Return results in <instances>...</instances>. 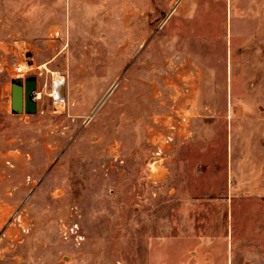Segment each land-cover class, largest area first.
Segmentation results:
<instances>
[{
	"label": "rangeland",
	"instance_id": "1",
	"mask_svg": "<svg viewBox=\"0 0 264 264\" xmlns=\"http://www.w3.org/2000/svg\"><path fill=\"white\" fill-rule=\"evenodd\" d=\"M251 11L0 0V264H171L180 242L216 233L222 203L237 228H261L264 13ZM18 66L38 79L35 115L12 113Z\"/></svg>",
	"mask_w": 264,
	"mask_h": 264
},
{
	"label": "crops",
	"instance_id": "2",
	"mask_svg": "<svg viewBox=\"0 0 264 264\" xmlns=\"http://www.w3.org/2000/svg\"><path fill=\"white\" fill-rule=\"evenodd\" d=\"M209 1L221 2V0ZM231 2L238 11L246 12L248 8L252 9L253 12H251L255 14V17L258 13H264V0H231ZM232 168L231 157L229 171L232 172L233 178ZM218 206L224 208L228 214L226 216L217 215L213 219L214 224H217L214 227L216 233L210 236H201L195 241L180 242L178 249L174 248L179 258L172 260L171 264H191L193 261L196 264H264V224L261 228L255 226L252 228L250 227L251 221L242 216V219L239 220L241 225L237 228L233 215L235 205L222 203ZM187 255H191L192 258L188 259ZM163 261L167 264L168 258L164 257Z\"/></svg>",
	"mask_w": 264,
	"mask_h": 264
},
{
	"label": "water",
	"instance_id": "3",
	"mask_svg": "<svg viewBox=\"0 0 264 264\" xmlns=\"http://www.w3.org/2000/svg\"><path fill=\"white\" fill-rule=\"evenodd\" d=\"M115 87L113 89H115ZM37 88H38L37 77H29L25 81H14L13 82L12 84V113L14 115H22L24 113L28 115H35L37 113V110H38V104H37V99H36L37 94H38ZM113 89L110 91L107 97L112 93ZM59 93L62 98L65 97V89L63 85L60 87ZM103 102L104 101H102V103ZM154 162H159V160H155Z\"/></svg>",
	"mask_w": 264,
	"mask_h": 264
},
{
	"label": "built area",
	"instance_id": "4",
	"mask_svg": "<svg viewBox=\"0 0 264 264\" xmlns=\"http://www.w3.org/2000/svg\"><path fill=\"white\" fill-rule=\"evenodd\" d=\"M178 5V4H177ZM26 63H29V61H27ZM26 72L23 70V67L22 66H18L16 68V80L15 81H25L24 79V74Z\"/></svg>",
	"mask_w": 264,
	"mask_h": 264
},
{
	"label": "bare ground",
	"instance_id": "5",
	"mask_svg": "<svg viewBox=\"0 0 264 264\" xmlns=\"http://www.w3.org/2000/svg\"><path fill=\"white\" fill-rule=\"evenodd\" d=\"M179 6L177 5V7L175 8V9H177ZM23 70L25 71V72H27L28 71V68L26 67V66H23ZM63 82H61V83H56L55 84V91H57V94H58V92L60 91V87L63 85L62 84ZM65 89V88H64ZM37 96H39V94H37ZM36 99H37V97H36Z\"/></svg>",
	"mask_w": 264,
	"mask_h": 264
}]
</instances>
